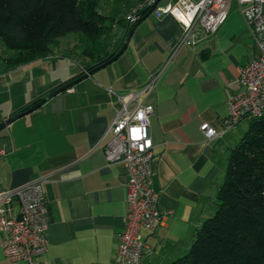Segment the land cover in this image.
Wrapping results in <instances>:
<instances>
[{
    "label": "crops",
    "instance_id": "1",
    "mask_svg": "<svg viewBox=\"0 0 264 264\" xmlns=\"http://www.w3.org/2000/svg\"><path fill=\"white\" fill-rule=\"evenodd\" d=\"M116 30L115 48L127 43L113 61L84 73L0 131V192L51 176L43 186L49 225L41 264H116L127 176L104 154L106 131L119 107L111 91L139 90L172 57L156 87L141 97L155 108L148 128L152 187L161 212L170 213L155 232L141 229L149 247L141 264H170L189 251L195 231L214 211L227 155L239 140L236 126L214 141L201 130L203 124L220 129L228 99L240 90L238 71L256 53L235 3L217 32L195 47L177 48L182 26L168 14L145 16L128 40L125 27ZM83 71L62 50L0 70V122ZM10 207L16 217L17 203ZM4 237L0 230V264H19L5 259Z\"/></svg>",
    "mask_w": 264,
    "mask_h": 264
},
{
    "label": "built area",
    "instance_id": "2",
    "mask_svg": "<svg viewBox=\"0 0 264 264\" xmlns=\"http://www.w3.org/2000/svg\"><path fill=\"white\" fill-rule=\"evenodd\" d=\"M141 0L129 12L127 26L134 24L144 12L159 18L171 15L182 26L177 48L195 47L208 39L226 21L233 3L241 11L255 48V56L238 71L240 90L227 101V117L219 130L203 124L208 140H219L243 119H264V0ZM167 62L137 91L114 93L118 109L106 131L103 144L108 164H116L126 172L125 227L117 237L116 264H141L149 247L141 229L153 233L170 213L159 209V194L153 190V144L149 135V118L154 106L143 104L141 97L156 87ZM50 175H42L20 187L0 192V230L5 237L1 249L6 260L19 264H41L48 251L46 231L49 220L43 186ZM12 202L17 215L11 214Z\"/></svg>",
    "mask_w": 264,
    "mask_h": 264
},
{
    "label": "trees",
    "instance_id": "3",
    "mask_svg": "<svg viewBox=\"0 0 264 264\" xmlns=\"http://www.w3.org/2000/svg\"><path fill=\"white\" fill-rule=\"evenodd\" d=\"M140 1L0 0V70L45 58L68 36L74 43L62 51L83 67L78 77L106 65L122 47L113 45L116 29L125 27L127 36L147 15L127 26ZM170 264H264V119H249L230 148L212 215L195 231L189 251Z\"/></svg>",
    "mask_w": 264,
    "mask_h": 264
},
{
    "label": "water",
    "instance_id": "4",
    "mask_svg": "<svg viewBox=\"0 0 264 264\" xmlns=\"http://www.w3.org/2000/svg\"><path fill=\"white\" fill-rule=\"evenodd\" d=\"M149 14H147L146 16H148ZM142 20V19H141ZM131 35V32L127 35V39H129ZM126 43L127 41L124 42V44L122 45L119 53L116 55V57L125 49L126 47ZM114 57V58H116ZM104 65L100 66L99 68L103 67ZM97 68V69H99ZM97 69H94V70H91L89 72H87V74H91L93 71L97 70ZM86 75H82L81 77L77 78L76 80L72 81V82H69L67 84H64L63 86L59 87L58 89H56L55 91H53L52 93H50L49 95H47V97L43 98V99H40L38 102H36L35 104L31 105L29 108H27L26 110L24 111H21V112H18V113H15V114H12L10 115L9 117H7L6 119H4L3 121L0 122V131L3 130L4 128H6L9 124H11L12 122H14L15 120L19 119L20 117L26 115V114H29L31 112H33L34 110H36L37 108H39L43 103L46 102L47 99H49L50 97H52L54 94L58 93V92H61V91H64V90H67L68 88H70L75 82H77L78 80H80L81 78L85 77Z\"/></svg>",
    "mask_w": 264,
    "mask_h": 264
},
{
    "label": "rangeland",
    "instance_id": "5",
    "mask_svg": "<svg viewBox=\"0 0 264 264\" xmlns=\"http://www.w3.org/2000/svg\"><path fill=\"white\" fill-rule=\"evenodd\" d=\"M170 0H161L160 4L161 5H165L167 2H169ZM234 4V3H233ZM109 6V5H108ZM107 7V6H106ZM74 43V37L73 36H68L64 39H61L58 42V49L59 50H65L68 49L72 46V44ZM249 126V120L248 119H243L241 120L235 127L234 129V135L236 136V138L240 139L242 137V135L245 133V131L248 129Z\"/></svg>",
    "mask_w": 264,
    "mask_h": 264
}]
</instances>
